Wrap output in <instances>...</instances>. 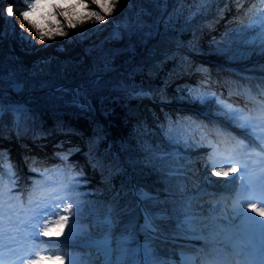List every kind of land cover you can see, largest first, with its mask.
<instances>
[{
    "label": "trees",
    "instance_id": "16d2710c",
    "mask_svg": "<svg viewBox=\"0 0 264 264\" xmlns=\"http://www.w3.org/2000/svg\"><path fill=\"white\" fill-rule=\"evenodd\" d=\"M230 3H237V8L239 0H130L128 3L120 0L114 12L118 17L108 24L105 35L96 32L91 44H83L81 41L87 31L78 30L74 36L81 50L76 58L50 56L32 70L23 67L21 58L13 55L15 28L12 16H8L0 28V100L5 105L25 103L34 120H29L27 130L22 128L17 135L12 131V116L6 112L0 118V132L3 133L0 135V188L4 186L3 182L6 188L0 190V194L16 195L13 190L15 182L22 181L25 176L18 169L20 164L12 161L20 158L24 162L28 149L32 150L31 146L35 144V137L42 140L70 137L78 142L77 146H59L56 154L81 147L86 152L77 158L73 157V153L67 160L59 159L58 164L48 168L50 178L60 184L79 209L87 208L91 212L95 207L102 216L105 208L111 205L117 219L114 231L119 233L130 229L141 243L139 225L142 216L136 193L141 188L149 193L160 190L164 198L165 187L161 183V175L144 166L145 145L168 150L172 147L168 143L170 138L197 145L205 130L220 131L224 128L204 114L209 110L215 115V101L201 105L193 102L195 97L215 92L234 110H246L239 105L240 98H246L248 93L264 94V80L259 79L264 77V72L260 70V66L264 65V55L253 54L249 59L229 62L228 57L218 51V48L226 47L230 40L243 38L252 29L264 26V10L258 14L242 11L240 20L233 22L235 29L226 27V31L214 35L212 30L218 27ZM141 21L146 25L144 28L137 27ZM125 22L129 25L128 29L123 27ZM117 25L120 27L117 28ZM117 31L122 39L120 44L114 42L119 38H112ZM147 32L152 35L146 36ZM210 34L214 35L211 39L214 42L205 47L202 42L209 40L206 37ZM237 46L233 45V48ZM174 48L177 50H172ZM242 73L251 74L254 79L245 80L240 75ZM18 82L24 86L15 92L12 84ZM171 85L179 89L170 90ZM140 90L150 95H131ZM232 94L236 97L228 96ZM79 98L91 109L87 105L78 107ZM195 149L189 148L186 155L191 159L187 163L181 161L185 164L182 170L185 174L173 178V183L168 186L171 192H177L176 180L184 182L185 195L204 188L198 182ZM32 153L29 152L34 156ZM89 157L103 161V169L93 168ZM25 172L33 184L32 189L43 184L44 178L34 174L32 166L29 165ZM208 197L207 190H204L192 201L200 214L199 227L204 232L225 231L229 225L227 206L221 195ZM215 206L218 207L215 209ZM142 207L156 212L160 207L170 209L172 204L154 205L151 201H142ZM157 223L166 236L177 233L174 218ZM205 224L208 226L205 227ZM89 230L99 235L101 227L96 223V217L86 222L76 211L69 216V223L59 236L66 235L67 241L72 242ZM45 246L52 247L50 254L53 256H68L70 261H64V264H83L87 259L85 253L89 251L77 246ZM183 250L191 248L169 241L156 244V253L165 256H175ZM91 251L95 256V250ZM96 264H100L99 258Z\"/></svg>",
    "mask_w": 264,
    "mask_h": 264
},
{
    "label": "snow or ice",
    "instance_id": "6c2138e0",
    "mask_svg": "<svg viewBox=\"0 0 264 264\" xmlns=\"http://www.w3.org/2000/svg\"><path fill=\"white\" fill-rule=\"evenodd\" d=\"M128 2L130 0H126V3ZM118 3L119 0H91V5L99 9V11H96L91 9L87 0H31L30 3L26 4V9L21 11V16L25 22L36 29L40 40H44L45 38L52 39L56 36L65 37L68 35V32L65 31V25L68 29L75 30L78 24H82L85 21L103 23L107 17L116 11ZM44 7H48L50 11L39 18H34L37 17V14ZM15 11V7L10 5L6 10V16H13ZM139 18L140 13L138 12L137 20ZM190 20L191 16L189 17ZM165 23L167 25L168 22L166 21ZM145 26L142 21L137 25L139 28H144ZM119 27L120 25H117V28ZM123 27L128 29V23L125 22ZM147 27L151 26L148 25ZM145 35L151 36L152 33L147 32ZM112 38H120L119 32L113 33ZM233 45L238 46L233 48ZM58 50L63 51V47L61 46ZM88 51H91V49H88ZM218 51L226 55L229 62L249 59L253 54L264 55V26L259 29H252L250 34L245 35L243 38L230 40L226 47L218 48ZM107 70L108 66L105 64V71ZM260 70L264 72V65L260 66ZM240 75L245 80L254 79V77H249L245 74ZM259 79L264 80V77H260ZM12 87L17 91L22 89V85L19 83H13ZM262 92H264V86H262ZM131 95L134 97H144L149 96L150 93L140 90L139 92L131 93ZM212 101L216 103L215 116L217 117L218 124L226 122L228 127L239 126L245 136L250 135L248 127L240 123L239 112L222 101L217 93L212 92L204 97L193 98V102H198L201 105ZM77 106L84 107L83 104H77ZM6 112L13 118L12 131H15L17 135L20 134L22 128L25 131L27 130V122L29 120H34L31 110L26 105H5L0 100V118ZM220 131L226 132V128H221ZM0 135H3V133L0 132ZM168 143L172 145L168 150H158L159 146L156 145H145L144 147L146 152L143 161L144 166L152 168L161 175V183L165 185L163 188L164 198L159 195L160 190H157L156 193H149L143 188L139 189L136 195L140 201H151L154 205H166L171 202L172 207L170 209L160 207L156 212H149L147 209L143 210L144 223L140 225V229L145 234V240L142 244L135 239L134 232L130 229H123L119 233L114 231L117 219L114 216V209L111 205L105 208L102 216L93 207L91 212L95 215L96 223L101 227V231L98 236L87 240L82 245V247L89 250L85 253L87 259L83 261V264H96L97 258H99L100 264H174V262L165 260L157 255L155 241L169 239L175 241L180 236L204 241V245L196 248V251L193 253L181 252V264H197L198 258L199 264H230L229 261L209 260L199 256L200 253L205 252L206 247L216 245L218 239L221 238L220 231L209 230L208 232H204L199 227L200 214L192 201L202 195L203 190L191 195H185L186 189L182 180L174 182L177 192H171L168 187L170 183H173L174 177L185 174L182 171L185 164H181V161L184 160L187 163L191 159L186 154L189 148L194 149L196 145L189 144L183 140L177 141L175 138H170ZM181 148H183V152H181ZM261 150L264 151V149ZM75 151H78V149H70L67 153H57L56 155L62 160H67ZM0 157H2V153H0ZM89 160L93 168L103 169V161L93 157H89ZM116 170L119 171V169ZM235 172H237V169L234 167L227 170L217 169L214 172H209L208 176H226ZM248 207L251 212L264 217V207H257L255 203L248 205ZM65 211L70 212L71 208L69 207ZM173 218L176 220L177 233L169 237L162 232L157 221H167ZM68 223L69 216L61 214L50 224H46L40 230L39 235L49 238L54 231L66 227ZM207 226L205 224V227ZM223 240L229 242L234 250L241 243L233 241L227 233L223 234ZM92 249L95 250V256H93ZM209 251L215 252L216 249L209 248ZM56 262L64 264V257L62 255L37 254L35 259L27 260V264H56ZM0 264H2V261H0Z\"/></svg>",
    "mask_w": 264,
    "mask_h": 264
},
{
    "label": "rangeland",
    "instance_id": "374dc122",
    "mask_svg": "<svg viewBox=\"0 0 264 264\" xmlns=\"http://www.w3.org/2000/svg\"><path fill=\"white\" fill-rule=\"evenodd\" d=\"M31 0H0V28L3 27V25L6 23L8 16H6V10L7 8L14 4L16 11L14 15L12 16L14 28H15V36L13 38V55L16 57L21 58L23 67H25L28 70H32L36 67L37 64L45 62L47 58L50 56L55 57H71L76 58L81 50V46L79 44V41L77 38H75L74 34L77 33L78 30H86L87 35L83 37V41H81L83 44H91L92 41L95 40L96 32L99 34H106L107 26L111 22L113 18H117L118 14L113 13L111 16L107 17V19L103 22H96V21H85L82 24H78L77 28L75 30H70L65 25V31L68 32V35L65 37H59L56 36L52 39L45 38L44 40H40L39 33L36 31L35 28L30 26L27 22H25L22 19L21 11L26 9V4L30 3ZM87 2L90 4L92 10L99 11L94 5H91V0H87ZM119 3L116 5L118 7ZM231 4V3H230ZM256 7L254 8L256 11L255 13H259L260 11L264 10V0H256ZM259 6V9H257ZM50 9L48 7H44L40 10V12L37 14V17L39 18L41 15L46 14ZM226 27L221 26L220 29H218L216 32L214 31V35L220 34V32L224 31ZM226 29L233 30L235 29L234 26H228ZM226 31V30H225ZM208 34V33H207ZM213 34L208 35L206 38L209 39L207 41H203L202 44L206 47L207 44H212L214 40L212 41ZM38 39V41L36 40ZM36 41V42H35ZM117 44H120L122 42V39L119 38V40L114 41ZM35 46V49H34ZM63 47V51L58 50L60 47ZM39 51L35 57L32 58L33 51ZM179 88L174 87L173 85L170 86V90L177 91ZM20 91V90H19ZM185 92V90H184ZM23 98V97H21ZM26 98V97H25ZM24 99V98H23ZM78 99V98H77ZM81 99L79 98V101ZM25 104V103H23ZM81 104V101H80ZM26 105V104H25ZM249 108V107H248ZM209 111V110H207ZM240 114V123L242 125H246L250 131V135L245 136L243 130L239 126L229 127L232 131H234L237 134L242 135L244 138L243 140H250L253 142H256L257 144L261 145L259 137L262 136L260 124L255 120L254 116L249 114V112L239 113ZM225 123V122H223ZM263 124V122H261ZM234 133V134H235ZM236 135V134H235ZM212 137H208V135L205 133L203 134L200 143L196 145V149L194 154L196 155L197 163L196 167L199 172L198 174V182L204 187V190H207V194L212 197L217 195H221L222 201L225 206H227V218L229 220L228 228L225 231L221 232V238L218 239V242L214 247L221 253V256L226 258H232L233 255L237 252L238 255H244L245 251H248L246 253H256L257 251H261L264 249V241L260 238V233L264 232V217L260 216L257 213H253L250 211L249 207H243L241 205V201L237 200V196L232 195L233 189L236 190V185L234 184L235 181V173H231L226 176H215L210 175L208 176L209 172H214L217 169H224L226 170V165L220 161V155L214 152H218L215 150V148H211L210 151L204 152V149L206 146H209V141ZM56 138L55 140H57ZM66 140V139H63ZM70 140L73 141L72 145L77 146V143L74 142V139ZM207 142V144H206ZM205 144V145H204ZM78 151H75L73 156L78 154H84L86 150L84 148H77ZM214 153V159L212 157L208 158L212 153ZM33 154V153H32ZM204 155V157H200ZM210 154V155H209ZM208 158V160H206ZM13 158H10V160H13ZM12 163L17 164H23L25 168H27L29 165H26L23 160L20 158L14 159ZM23 166L18 167V169L22 170ZM35 174H44V171H39L34 168ZM85 171V170H84ZM44 172V173H42ZM22 173L24 174V171L22 170ZM88 173V172H87ZM26 178V174H24ZM28 177V176H27ZM100 180H97L96 182H99ZM56 183L52 180H48L47 186H54ZM233 184L235 186H233ZM18 187V191L22 189V183L19 184V182L16 183ZM232 188V189H231ZM228 190L232 191L229 196H227ZM226 192V193H225ZM93 193H97L93 191ZM225 193V195H224ZM50 196L46 197L39 202H36L31 206V211H47V212H53L52 213V221L58 218L59 215L65 214L70 216L71 214L75 213L76 211H79L82 215V218L84 221H93L95 219L94 215L87 209V208H78V204L71 201L69 198V195L63 194L62 191H49L48 193ZM210 197H208L210 199ZM224 197V198H223ZM207 198V199H208ZM71 208L70 212L65 211L67 208ZM218 206H215V209ZM17 208V207H15ZM5 207L0 205V214H6L7 212L4 210ZM65 227L58 229L53 232L52 235L56 234V236L51 238H45L42 236L41 244L43 241H64V245L68 246H75L78 243H86L87 240L96 237L97 235L94 234L92 231H88L87 234L81 235L80 239H74L72 240L74 245H69L67 238L68 236H59V233L63 231ZM250 232V233H249ZM227 233L233 241H239L241 242L238 244L237 249L234 250L231 244L227 241L223 240V234ZM258 236V237H257ZM49 239V240H48ZM77 243V244H75ZM48 245H51L48 243ZM53 245V244H52ZM259 246L258 249L255 247ZM236 251V252H235ZM42 254V253H41ZM44 255H48L45 254ZM51 255V254H49ZM169 261L174 262V264H177V259H175V256H172L170 259H167ZM65 262L70 261L69 257L64 258Z\"/></svg>",
    "mask_w": 264,
    "mask_h": 264
},
{
    "label": "bare ground",
    "instance_id": "6f19581e",
    "mask_svg": "<svg viewBox=\"0 0 264 264\" xmlns=\"http://www.w3.org/2000/svg\"><path fill=\"white\" fill-rule=\"evenodd\" d=\"M256 2V0H239L238 7L236 8L235 5L237 3L231 5L228 4L226 7L231 6L232 14H229L228 17H225L224 19H221L220 22H218V27L224 26L228 27L229 24L233 21H239L240 20V15H243L242 11H247V12H252V4ZM214 28L212 32L218 29ZM38 41V39H36ZM36 42V41H35ZM35 49V46H34ZM39 51L35 50L32 53V58H34ZM250 101L251 103L253 101V104H258L260 106L261 111L264 113V94H257V95H252L250 93ZM263 129V127H262ZM226 132H221L217 131L215 129H207V132L205 133L208 135V137H212L209 141V146H206L204 149V152L206 150L210 151L211 148L219 149V144L222 142L224 143H230L232 145H237L238 143H241L242 139L244 138L242 135L235 133L232 130L226 129ZM236 135H235V134ZM204 133H201V138ZM50 138H45L44 140L41 141L39 144H34L32 145V150L31 148L28 149V154L27 157L24 159V162L28 163L29 165H32L36 170L39 171H44L42 173L44 174H39L44 178V182L42 185L39 186H34L35 188L32 189L33 184L28 180L26 177L22 181H19V184L22 183V189L18 191V187L15 182V188L13 189L16 192V195H19V198H15L12 193H7L6 195L0 194V205L5 207V208H13L16 206H21V205H26L29 203L35 204L36 202H39L40 200L49 197L50 195L48 194L49 191H59L63 194L68 195L64 190H62V187H60V184L56 182V180H53L50 178L48 174V168L51 166H54V164H58L59 157L56 155V149L58 148V145L61 146V148L65 147H70L72 144L69 142L70 137L67 136H60L58 140H55L54 138L49 140ZM66 139V140H63ZM72 139V138H71ZM63 140V141H60ZM76 142V140H74ZM77 143V142H76ZM207 144V142H206ZM29 152H33L34 156L29 154ZM203 157V154L202 156ZM9 166V165H7ZM19 165L18 167H20ZM35 174V173H34ZM48 180L54 181L56 184L54 186H47ZM3 187L0 188L1 191H4L5 188V182H3ZM40 187H44L45 189L38 191ZM14 197V198H13ZM250 233V232H249ZM258 237V236H257ZM260 239L264 241V232L260 233ZM143 238L145 240V234L143 233ZM156 242V241H155ZM204 243V242H203ZM264 243V242H263ZM69 245L70 242H68ZM54 245V244H53ZM58 245V244H57ZM59 245H64V242L60 243ZM248 252V251H247ZM202 258L209 259V260H215L213 257H208L206 258L203 255H199ZM245 264H264V249L261 251H257L256 253H246L245 251ZM198 264H199V258H198Z\"/></svg>",
    "mask_w": 264,
    "mask_h": 264
},
{
    "label": "water",
    "instance_id": "95a60500",
    "mask_svg": "<svg viewBox=\"0 0 264 264\" xmlns=\"http://www.w3.org/2000/svg\"><path fill=\"white\" fill-rule=\"evenodd\" d=\"M176 50V49H175ZM205 60H207V59H205ZM19 84H21L22 85V88H23V83H21V82H18ZM12 90L13 91H17V90H15V89H13V87H12ZM23 105H25V104H23ZM88 105V104H87ZM89 107H90V105H88ZM180 107H182V108H193V107H190V106H186V105H180ZM90 109H91V107H90ZM194 109V108H193ZM79 155V154H78ZM78 155H75V156H73L74 158L75 157H77ZM159 195L161 196L162 194H160L159 193ZM140 201V200H139ZM139 210H140V212H141V214H142V212H143V208H142V201H140V203H139ZM142 216H143V214H142ZM168 241H171V242H173V243H175V244H177V245H188V243H186V242H181L180 240H178V239H176L175 241H172V240H168Z\"/></svg>",
    "mask_w": 264,
    "mask_h": 264
}]
</instances>
